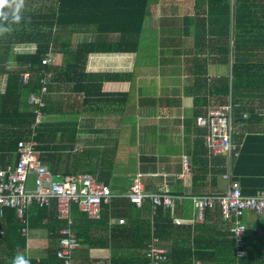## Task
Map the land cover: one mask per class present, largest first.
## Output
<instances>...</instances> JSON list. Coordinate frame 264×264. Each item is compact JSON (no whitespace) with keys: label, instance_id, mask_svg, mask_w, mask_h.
<instances>
[{"label":"trees","instance_id":"1","mask_svg":"<svg viewBox=\"0 0 264 264\" xmlns=\"http://www.w3.org/2000/svg\"><path fill=\"white\" fill-rule=\"evenodd\" d=\"M165 1L168 0H54L53 6L47 9H27L28 6H24L19 13L21 19L18 23L9 22L3 25L8 31L0 33V58L13 61L18 68L8 73L5 91L0 95V123L2 121L6 126L2 140L8 151L6 157L9 160L3 169L12 165L10 160L14 161L13 165L16 163L17 140L32 134L36 115L32 110L27 109V99L29 95L40 90L42 85L40 81L43 77L54 74L59 82L68 84L64 89H69L70 96L65 104L48 101L47 106L42 109L45 114L72 115L79 114L82 106L84 107L82 111L87 110V104L94 107L100 102L96 97L103 94L107 86L104 80L100 79L105 77V74L86 71L85 67L90 55L139 53L142 35L148 25L146 23L157 18L160 2ZM232 1L194 0L200 6H206V18H197L200 23L186 18V21L191 23L187 22L185 25V33L188 34L189 26L193 25L196 42L201 45L207 27L206 32L213 37L214 47L225 48L223 60L225 63H229L228 56L231 53V60L233 58L231 75L216 80V83L209 87L213 89L209 92L214 93L213 91L218 90V95L223 98L222 103L218 105L225 104L231 97L237 105L236 115L243 111L248 113L249 119L236 120L240 129H243V125L247 122L264 117L259 115L260 111L264 110V56L255 54V52L264 53V38L259 39L258 31V37L255 32H251L258 27L244 25L246 16L243 10L247 8L246 1ZM195 7L198 8L197 5ZM90 30L101 35L100 39L90 43L72 44L73 34L90 32ZM16 45H34L36 51L30 55L15 56L13 49ZM49 53L55 56L54 64L42 65V59ZM57 66L59 69L55 68ZM24 73H29V78L23 83ZM64 89L62 86L55 87L53 80L48 83L49 93ZM79 98L84 101L83 104L78 101ZM155 102L154 97L141 98L138 105L151 107ZM88 110L94 111L91 107ZM35 131L37 156L55 178L89 174L110 188L111 197L107 203L101 205L99 219H88L75 203L72 204V230L77 239L80 240V236L82 239L83 231L87 228L85 224L92 228L94 222L108 224L109 217H126L131 222L129 233L127 226L123 225L114 226L112 232L117 236L115 243L120 238H126L130 242L131 250L123 253L125 254L123 261H119L118 253L117 258L116 253H113L112 264H149L147 254L152 237L155 236L164 242L165 233L175 228L170 220L171 209L165 210L162 206H157L155 211L152 210L153 202L150 195L163 192L147 191L142 177L138 175L128 178L126 175L117 174L116 169L125 168L129 163V157L127 155L119 157L115 149L110 148L112 145L103 144L102 149L98 150L94 144H91L80 150L78 123L45 121L38 124ZM240 134L244 135L243 143L238 158L232 161L231 179L239 184L243 197H257L264 193V129L257 132L247 130ZM194 155H196L194 166L201 170L203 180L209 176L208 167L211 169V176L218 177L226 173V169H223L226 166L225 157L209 158L208 162L204 158L205 151L202 146ZM116 160L119 161L115 163ZM140 161L147 163L150 159L141 158ZM138 182L144 187L142 193L147 195L141 206L130 201V193ZM113 195L116 198L112 199ZM119 196L124 198H118ZM210 211L205 210L204 218L210 217ZM219 218L225 221L222 216ZM27 219L31 230L45 227L51 232V239L57 242L61 237L60 231L66 225L65 221L59 219L56 201L45 208L33 203L28 208ZM0 228L4 231L0 244L4 246L5 253H8L5 256L7 258L8 255L9 259L6 264H11L10 261L16 253L10 248L14 249L13 247L17 246L19 250H25L28 244L27 236L22 235L23 224L11 209L4 211L3 218L0 219ZM253 234L255 235L256 231L249 228L246 236L248 255L245 259H241L239 264H264L259 261L264 254L262 246L264 238L261 244L254 246L257 250H253L251 248L253 245L249 244ZM170 235L171 232L166 239H169ZM57 251L49 252L50 262L63 264L56 256ZM213 251V258L225 257L224 262L220 264H237L235 240L231 232L225 233L218 239L217 247ZM166 256L167 259L162 264H172L173 256L168 253Z\"/></svg>","mask_w":264,"mask_h":264},{"label":"crops","instance_id":"2","mask_svg":"<svg viewBox=\"0 0 264 264\" xmlns=\"http://www.w3.org/2000/svg\"><path fill=\"white\" fill-rule=\"evenodd\" d=\"M245 1L247 8L243 10L246 16L244 25L258 27L251 32H255L256 37L259 33V39L264 38V0ZM205 10L206 6H200L194 0L160 2L159 15L146 23L148 25L142 35L139 53L90 55L86 71L105 74V77L100 79H103L107 86L105 92L96 97L100 101L97 105L92 107L87 104V108L91 107L94 111H82V106L79 114L58 116L52 113L45 114L44 117V121L51 123H78L80 150L91 144L101 150L103 144H110V148L115 149L119 157H129L125 168L116 169L117 174L126 175L128 178L141 174L147 191L167 190L177 198L171 209L170 219L175 228L168 230V233L171 232L169 239H166L168 233H165L164 242L156 237L160 248L173 256L172 264L223 263L225 257L213 258L212 254L218 239L230 232L229 224L219 218L218 205L209 209L210 217L198 219L190 200L193 196H220L227 188L223 175L211 176L209 169V176L203 180L201 170L194 166V154L201 146L204 148V130L196 126L195 118L203 114L208 107L222 103L223 98L218 95V90L210 93L209 90L213 89L209 87L220 77L231 75L233 61L231 53L228 56L229 63L223 61L225 48L214 47L213 37L206 32L207 27L201 45L196 42L193 25L189 26L188 34L185 33V25L187 22L191 23L186 21V18L200 23L197 18H204ZM100 37L101 35L90 30L73 34L71 39L73 45H78L94 42ZM25 49L29 52H22ZM35 50L34 45H16L13 55H30L34 54ZM255 54L264 56L263 52ZM55 68L59 69V66ZM17 69L13 61L0 58V95L5 91L8 73ZM47 80H53L55 87L62 86L63 89L68 85L59 82L54 74L48 75ZM68 90L52 92L48 100L65 104L70 98ZM150 97L156 98L154 105H138L141 98ZM78 101L82 104L84 102L80 98ZM27 109H31L28 101ZM5 127L1 121L0 168H4L9 161L6 157L8 151L2 140ZM242 128L239 131L241 133L247 130L260 131L264 129V117L247 122ZM141 158L150 161L142 163ZM10 161V164L14 163L13 160ZM184 163L188 165V171H185ZM129 190L128 188V192ZM113 198L116 196L113 195ZM119 220H125L124 224H119ZM159 221L161 223V220ZM107 222L106 225L94 222L92 228L85 224L87 228L83 231L82 239L80 236L79 245L73 253L75 264H112L113 253H116V258L118 253L119 261L124 260L123 253L131 250L130 242L126 238H120L115 243L117 236L112 232V228L123 225L127 226L128 232L131 222L126 217H109ZM243 222L252 231H256L249 244L253 245V250H257L254 246L261 244L264 238V213L248 211L243 217ZM51 235L45 227L30 229L26 249L19 250L17 246L12 245L14 249L10 250L24 253L30 259V264H52L49 252L59 249V240H52ZM262 246L264 247V244ZM3 249L4 246L0 244V264H6L9 260L8 255L5 257L8 253ZM259 261L264 263V254Z\"/></svg>","mask_w":264,"mask_h":264},{"label":"built area","instance_id":"3","mask_svg":"<svg viewBox=\"0 0 264 264\" xmlns=\"http://www.w3.org/2000/svg\"><path fill=\"white\" fill-rule=\"evenodd\" d=\"M50 56L42 60V64L51 62ZM35 103L42 105L40 98H33ZM236 108L230 97L225 104L213 106L196 117L195 123L205 130L204 147L208 158L225 157L226 174L224 179L227 188L223 195L201 196L193 198L197 210V218L202 219L205 210L218 205L219 215L227 221L230 232L233 235L236 246L237 264L248 255L246 251L247 231L249 226L242 220L248 211L258 214L264 213V193L257 197H243L237 182L231 179V167L233 159L238 158L242 142L238 139V126L236 122ZM248 117L247 113L241 115L242 119ZM38 118V122H39ZM18 160L16 164L0 169V217L4 209H13L16 218L23 224L22 234L28 235V208L36 203L40 208L50 207L54 201L57 203L59 219L65 221L66 226L61 230L59 250L57 258L63 264H75L73 253L78 247V240L72 232L73 220L71 206L75 203L80 211L89 219H99L101 205L110 199V188L102 182H98L89 174L55 178L52 172L38 159L35 151V143L29 139H19L16 145ZM185 171L188 165L184 163ZM31 175L35 176V188L29 189L27 183ZM143 185L137 183L130 193V201L141 206L143 199L147 197L142 193ZM155 210L157 206L172 208L175 197L165 191L161 194L150 195ZM123 224L124 220H119ZM237 231L241 234L236 237ZM4 231L0 229V238ZM159 240L155 237L149 245V264H162L166 259V253L158 248ZM157 247V248H156Z\"/></svg>","mask_w":264,"mask_h":264},{"label":"clouds","instance_id":"4","mask_svg":"<svg viewBox=\"0 0 264 264\" xmlns=\"http://www.w3.org/2000/svg\"><path fill=\"white\" fill-rule=\"evenodd\" d=\"M23 4H24V0H0V33H3V32H6V31H8V28H6V27H4L3 25L5 24V23H9V22H11V23H18L19 21H20V19H21V17H20V11H21V9L23 8ZM20 46V45H19ZM22 46H25V45H22ZM36 51V50H35ZM47 56H50V58H51V62L49 63V64H42V65H53L54 64V60H55V56H53V54L52 53H49V54H47L45 57H47ZM44 57V58H45ZM43 58V59H44ZM42 59V60H43ZM41 63H42V61H41ZM46 77H43V79L40 81V83L42 84L41 85V88H40V90L38 91V92H36V93H34V94H31V95H29V97H28V99H27V101H28V104L31 106V109L30 110H32L33 112H34V114L36 115V121H35V124L33 125V131H32V134H30V136L29 137H26V136H24V137H22V138H19V139H29V140H33V142L35 143V151H36V155H38V152H37V150H36V145H37V143H36V140L34 139V137L36 136V131H35V128H36V126L38 125V124H41L42 122H45L44 121V117H45V112L42 110V109H44L46 106H47V104H48V96L50 95V93H49V90H48V83H49V80H47V77H48V74L47 75H45ZM28 78H29V73H24V78H23V83L24 82H26L27 80H28ZM33 98H40L41 99V102H42V105L40 104V103H35L34 101H33ZM206 112V111H205ZM204 112V113H205ZM203 113V114H204ZM243 113H247L246 111H243V112H241L239 115H236V120L237 119H239V120H241L242 118H241V115L243 114ZM203 114H199V115H197L196 117H198V116H200V115H203ZM248 114V113H247ZM259 115H261V116H264V110H262V111H260V114ZM38 118H40L39 119V122L37 121L38 120ZM247 119H249V115H248V117L246 118V119H242V120H247ZM195 120H196V118H195ZM196 124V123H195ZM197 126V125H196ZM198 127V126H197ZM198 128H200V127H198ZM202 129V128H201ZM239 129H240V125L238 126V139L239 140H241V142L243 143V136L244 135H242L241 136V132H239ZM204 130V129H203ZM204 135H205V130H204ZM18 139V140H19ZM203 143H204V136H203ZM204 150H205V147H204ZM241 150V149H240ZM240 153V152H239ZM16 154V153H15ZM16 157H17V159H16V162H17V160H18V155L16 154ZM38 157V156H37ZM204 158H206V160L209 162V158L207 157V155H206V150H205V155H204ZM38 159H39V157H38ZM16 164V163H15ZM227 164V163H226ZM13 165V164H12ZM0 169H3V168H0ZM49 169V168H48ZM210 168L208 167V170H209ZM215 169V168H214ZM223 169H226V166H225V168H223ZM50 170V169H49ZM210 171H211V169H210ZM226 174V173H225ZM224 174V175H225ZM223 175V176H224ZM138 176H140V177H142V175L141 174H138ZM143 189H144V187H143ZM155 191H159V192H165V191H167V190H155ZM168 193H170L169 191H168ZM171 194V193H170ZM172 195V194H171ZM203 196V195H202ZM196 197H201V196H193V197H190V200H191V202H192V204H193V206H194V208H195V205H194V203H193V198H196ZM176 197H175V200H174V204H175V202H176ZM174 206V205H173ZM163 208V207H162ZM173 208V207H172ZM172 208H164L165 210L166 209H172ZM6 209H4L3 210V215H4V211H5ZM11 210H13V209H11ZM195 210H196V208H195ZM153 211H155V210H153ZM196 213H197V210H196ZM3 215H2V217H0V219H2L3 218ZM87 217V216H86ZM196 217H197V215H196ZM203 217H204V215H203ZM89 219V218H88ZM93 220H95V219H93ZM124 222H125V220H124ZM28 224H29V221H28ZM124 224V223H123ZM66 226V225H65ZM65 226H64V228H65ZM28 228H29V226H28ZM1 229V228H0ZM29 231H30V228H29ZM72 232H73V230H72ZM74 233V232H73ZM75 234V233H74ZM241 234V232L240 231H237V233H236V237L238 238L239 237V235ZM60 235H61V231H60ZM76 236V235H75ZM61 237H62V235H61ZM61 237H60V239H61ZM76 238H77V236H76ZM59 239V240H60ZM78 240V239H77ZM78 245H79V240H78ZM158 247H160V243L158 244ZM59 250V249H58ZM58 252V251H57ZM56 256H57V254H56ZM11 264H30V259L29 258H27L24 254H22V253H20V252H17L14 256H13V258H12V260H11Z\"/></svg>","mask_w":264,"mask_h":264},{"label":"rangeland","instance_id":"5","mask_svg":"<svg viewBox=\"0 0 264 264\" xmlns=\"http://www.w3.org/2000/svg\"><path fill=\"white\" fill-rule=\"evenodd\" d=\"M53 4H54V0H24L23 8H24V6H28V7H26L27 9H31V8L47 9V8H50L51 6H53ZM22 52L28 53L29 51L25 49ZM139 59L141 60L140 56H139ZM28 188L29 189L35 188V176L34 175H31L29 177Z\"/></svg>","mask_w":264,"mask_h":264}]
</instances>
